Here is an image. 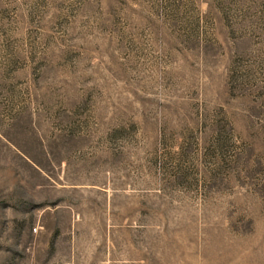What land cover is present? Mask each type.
<instances>
[{
  "label": "rangeland",
  "instance_id": "obj_1",
  "mask_svg": "<svg viewBox=\"0 0 264 264\" xmlns=\"http://www.w3.org/2000/svg\"><path fill=\"white\" fill-rule=\"evenodd\" d=\"M0 264H264V0H0Z\"/></svg>",
  "mask_w": 264,
  "mask_h": 264
}]
</instances>
